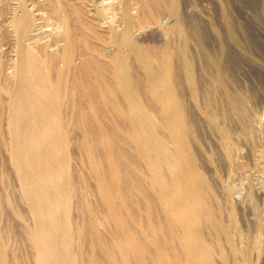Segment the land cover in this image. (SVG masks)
Returning a JSON list of instances; mask_svg holds the SVG:
<instances>
[{"label": "bare ground", "instance_id": "bare-ground-1", "mask_svg": "<svg viewBox=\"0 0 264 264\" xmlns=\"http://www.w3.org/2000/svg\"><path fill=\"white\" fill-rule=\"evenodd\" d=\"M138 1L143 5H141L143 10L139 18L140 23L152 19L158 11H171L174 13L179 11L177 0ZM66 13L71 18V23L73 22V27L71 25L72 29L70 30L72 39L70 38V42H68H72V46L70 45L72 48L78 47L86 57L83 63L79 61L82 64H79L80 66L78 65L79 67L76 70L67 71L65 82L63 81L64 83L60 84L66 97L65 102H63L70 113L69 115H71L69 123L67 122L68 124L65 126L66 129L64 127L66 122L64 121L65 124L63 125L64 122L60 121L62 107L60 109L59 97L57 99L55 97L60 90L54 96L53 93L57 91L55 90L56 84H53L55 87L51 85L53 82L50 83V86L54 87L56 92L54 90L52 92L48 87L47 90L41 88L38 78L40 76L36 71L37 69L40 70L43 64L40 63L39 65L42 64V66H38L39 61L36 63L35 55L31 51L24 52V60L22 65L20 64L22 67L19 66L21 67L20 81L22 83L19 82L22 85L16 83L21 85L20 91L12 98L10 102L11 117H7L9 119V125H7L11 133L10 137L12 136L13 144H15L14 146L11 145L13 146V154L9 151L13 155L11 169L15 173L13 175H16L19 187H21V189H18L22 192L20 193L22 198L18 201L23 199L22 201L26 203L27 206H25L29 209L33 228H29L28 222L26 223V219H23V215L19 213V208L13 206L9 202L11 200H8L9 197H6L7 193L4 188L7 187L5 184H8L6 181L9 180L6 176L9 173L6 175L4 167L2 168L0 163V184L4 187L3 192L6 193L4 194L7 198V204L5 205L9 207L7 208L10 209L9 211L14 220L22 223V227L28 225L23 229V235L30 246L29 248L34 253L35 260L33 261L35 262L33 264H213L218 258L213 254L212 257L214 256L213 258L216 257V259L215 261L212 260L209 251L211 249L207 248L211 242H205L207 246L205 245L201 237L204 234V232L201 234V229L205 231V227L203 228L205 225L202 228L201 225L204 216L210 222L213 220L211 219L212 212L210 215L205 203L206 198L211 197L214 200V197H212V194L207 193L209 188L206 189L203 178L198 173L199 169L197 170L195 165L194 161L196 160H193L188 149V135L190 137L192 128L183 114L181 99L178 98L177 87H175L177 84L174 83V79L171 77L174 72H172L173 65H171L170 55L160 57L157 55V57L152 52H144V54H141L142 58L138 59L137 62L138 68L142 70V76L132 78L131 74L135 71L134 69V72L130 73L128 71L124 55L121 56V53H119L120 55L114 54L115 56L110 57L111 59L108 58L107 61H104L100 58L101 56L98 55L99 53H97L98 51L94 46V42H98L99 37L93 27L82 19V15L75 8L69 7ZM222 18L228 24V19L226 17ZM21 22L22 20L20 24ZM178 30L180 34V28ZM70 31L67 32L70 33ZM67 36L70 37L69 34ZM185 49L187 48L183 47L178 52L180 53L178 61L180 64L177 65L178 68L175 70L177 74L179 73V77H182L191 98L194 99V81L192 73L185 62L187 59H184ZM163 52L161 54L165 53ZM83 54L82 57L80 56L81 58H85ZM155 54L157 53L155 52ZM222 54L223 48L221 46L217 51V57L210 59V56H207L208 61L213 68V72L216 73L214 75L217 78L216 84L218 83L223 88L226 99L232 102V107L240 112L237 118L242 119L241 128L245 134L244 130L248 132L250 129L247 127L249 128L247 131L246 126L248 124L244 121L248 112L247 105L245 100L240 99L239 96L235 94L231 96V93L229 94L227 90V81L221 79V71L223 70L220 71L219 64ZM56 57L45 55L44 63L46 62L45 64L50 70L57 66L54 63ZM53 64L56 66L54 67ZM128 66H130V63ZM134 66L136 67V63ZM204 69H206V66ZM47 71L44 73H47ZM54 74H56L54 78L57 76L56 79H58L59 75L57 74H59V71ZM44 76L42 77L44 78ZM50 77H48L49 80ZM177 80L179 79L177 78ZM52 81L55 82L56 80L52 79ZM36 83L41 86L39 88L46 91L41 92L40 89L38 91ZM63 85L65 88H63ZM2 87L4 86L0 85V95L3 92ZM4 88L6 89V87ZM141 96H144L150 102L158 112V117H153L148 113L149 111L147 112L140 98ZM232 97L238 100V106H236V100L234 99V101ZM209 101L208 106L212 107L214 103L212 104ZM2 102L0 101V124L3 119L1 109L2 106L5 107L4 102ZM6 103H8V100ZM6 105L9 107V104ZM7 107L6 110L9 109ZM217 110L216 113L219 111ZM64 112H67V110ZM204 114L207 113L204 112ZM233 114L238 115V113ZM22 120L26 124L25 127L19 123ZM190 124L192 125V123ZM20 126L23 128H20ZM64 129L67 130L66 133ZM74 131H76V135ZM219 131L222 135L225 134L224 128ZM6 138L10 140L9 135ZM71 138L76 141L77 153L75 154L78 155L77 159H79L82 169L86 171L92 187L84 182V180H87L81 174L84 171L80 172L82 176H74V178L69 176V159L66 147L71 145ZM2 139L3 137L0 138V148L3 145ZM6 142L4 141V143ZM4 145L7 146V144ZM75 146L73 145V147ZM9 147L7 146V148ZM228 147L229 145L226 142L225 148H223L228 150ZM3 148L6 147L4 146L1 149ZM74 151L72 150L73 153ZM79 161L77 162L79 163ZM7 164L11 166L10 161ZM7 171L9 172V170ZM0 188L2 187L0 186ZM89 194L92 197L94 196L92 202L89 200L91 195L88 198ZM206 195L208 197H205ZM13 202V204H16L14 200ZM74 205L80 209L81 214L76 223H71L73 225L72 229L70 213L75 207ZM1 216L0 214V264H25L23 260H20V256L17 257L15 253L14 255L11 253L12 242L15 241V244L20 243L17 241L20 237L13 239L16 236L14 237L13 231L9 230L11 228L4 229ZM230 222H232V219ZM215 223L219 224L217 221L213 224L215 225ZM218 224L215 225V229H218ZM219 231H222L221 228ZM257 241H259V238L255 242ZM259 242L252 246L254 247L252 251H256L255 254L260 249L261 244ZM239 249L242 250L240 247ZM72 250L73 252H71ZM217 253L219 254L218 251ZM221 257L223 256L221 255L219 258ZM224 260L223 263L225 264L226 261Z\"/></svg>", "mask_w": 264, "mask_h": 264}, {"label": "rangeland", "instance_id": "rangeland-1", "mask_svg": "<svg viewBox=\"0 0 264 264\" xmlns=\"http://www.w3.org/2000/svg\"><path fill=\"white\" fill-rule=\"evenodd\" d=\"M141 5V2L138 0H0V74L2 75H0V85L6 87V89L2 87L3 92L0 95V101H3V105L5 106H2L1 109V116L3 119L0 124V136L3 137L2 147L5 146L7 148V146H10L7 148L8 151H6V148H0V163L2 164V168L4 167L6 175L9 173V175L6 176L9 180L6 182H8L9 185L6 183L5 185H7V187L4 188L0 184L2 187L0 188V204L2 203L0 205V214L3 216H1V223L4 229L7 230L11 228L9 230L13 231L14 237L16 236L13 239L20 237L17 239L20 243L15 244V241L14 243L12 242L14 246L11 244V253L13 255L15 253V256L17 257L20 256V260H23L25 264H33V262H35L33 261L35 260L33 256L34 253L31 248H29L30 246L23 235V229L26 228L25 226L27 224L29 225V228L33 226V222L31 221L32 218L30 212H28L29 209L26 207V203L22 201L23 199L18 201L22 198V196L20 197V193H22L20 191L21 187L18 185L19 182L16 179V175H13L15 174L13 169H11L13 155H11L10 152L13 151V146L15 144H13L14 140L12 136L10 137L11 133L8 127V118L9 116L11 117L10 102L12 98L19 93L22 85V81H20V68L22 67L21 65L24 60V54L26 51H31L35 55L36 63L39 61L38 66H42L43 64V67H40V70L37 69L36 71V73L39 74L38 76L41 77L40 79V77L37 76L39 78V84H41L42 87L37 84V81L36 88L38 91L39 89L41 91L48 87L53 92L54 87L56 86L55 90L57 92L54 90L56 92L53 93L54 96L60 90L58 95L55 96L56 99L59 97L58 100H61V102L57 100L60 104V109L62 107L60 111V121L62 123L64 121L66 122V124L65 122L63 123V125L65 124L64 127L69 123L71 115H69L70 113L67 107H65L64 99H66V97L64 89L62 90L60 86L62 85L61 83L65 82V78H67V75L65 76L67 71L76 70V68L86 60V57L84 56L85 54H83L78 47L75 48L76 50L74 47L72 48V42L69 43L70 38L72 39V36H70V30L73 27V22L71 23L72 20L66 12L69 7H71L78 10L80 15H82V19L85 20L89 26L93 27L94 31H96L99 41L94 42V46L98 51L96 52L99 53L98 55L101 56L100 58L107 61L108 58L111 59L114 54L120 55L119 53H121V56L124 55L125 57L126 68L128 71L130 73L133 69L135 71L131 74L132 78L142 76V70L138 68L139 66L137 62L138 59L142 58L141 54H144V52L146 53L149 51L155 56L159 55V57L162 55H170L169 57L172 61L171 65H173L172 72H174L171 77H173L174 83L177 84L175 87L178 88H176L177 96L181 99V101L180 99L179 101L181 103L182 111L184 112L183 114L192 128L190 137L188 135V149L193 160H196L194 161L195 165L197 170L199 169L198 173L200 177L203 178L201 179L204 181L206 189L208 190L209 188V190L212 191H210V193L208 192L209 190H206L207 193L212 194L213 196H211L214 197L215 200L214 201L211 197L209 198L208 196L210 195L206 193L208 196L206 195L205 197H208V199L206 198L207 201L205 206L207 205V210H209L210 215L212 212L211 219L213 220L211 222L215 219L214 222H219V224L215 223V225L218 224L217 226H219L217 227L218 229H215L216 226L213 224L214 222L211 224L210 220L205 219L206 217L204 216L201 228L205 225L203 228L205 227L204 229L207 232L201 229V234L204 232L201 237L203 238L204 243L211 242L212 245L210 243L209 246H207L206 243L205 245L207 248L209 247L208 249H211L209 250L211 257L214 254V256L218 258L216 259V257H212V260L215 261L216 259L215 262L217 264H224V259H226L224 261L227 262H225V264H264V0H177V6L179 9V11H177L178 13L171 11H158L155 13V17L143 23H140L139 21L143 10ZM222 17L228 19V24L224 22ZM21 20L22 25L20 24ZM16 22H19V24ZM178 28L181 30L180 34ZM232 28L235 29L233 30ZM67 31H70V33ZM66 32L70 37L66 35ZM66 36L67 38H65ZM221 46L223 48V54L220 58L219 64L220 71L223 70L221 71V79L227 81V90L229 94L231 93V96L233 94L239 96L240 99L245 100L247 105L248 112L244 121L249 125L246 124V128L249 127L250 129L247 128V131L249 129L248 132L244 130L245 134L241 128L242 119L240 117L237 118L240 115V112L238 109L236 110L232 107V102L226 99L223 88L218 83L216 84L217 78L214 76L216 73L213 72V68L208 61L209 56L210 59L217 57V51ZM183 47L187 48L185 49L187 52L185 51L184 59H187L185 62L192 73L194 81V99L191 98L189 90H187L182 77H179V73L177 74L175 70L178 68L177 65L179 66L180 64L178 62L180 53L178 52H180V49ZM154 51L157 54H155ZM162 52L164 54H161ZM47 54L54 58L57 56L54 62L57 66L53 64L56 68L52 70L47 67V64H45L46 62L44 63L45 55ZM82 54L85 58H81ZM128 62L130 63V66H128ZM40 63L42 64L39 65ZM135 63L136 67L134 66ZM205 66L206 69H204ZM207 67L208 69L210 68L209 71ZM45 69L46 71L48 69L50 71L48 70L49 72L47 71V73H44L46 72ZM58 71L59 74L57 75L60 76H58V79L60 80L56 79L57 76L54 78V75H56L54 73ZM43 74L50 75L51 77H46V75L44 76ZM42 76L46 79L44 80ZM206 76H208L209 79H207L208 77ZM48 77H50V80ZM177 78L179 80H177ZM52 79L56 81L54 82ZM42 80H44V82H42ZM16 83L21 85H17ZM45 83L48 84L46 85ZM50 83H52V86H54L53 84L56 85L52 87L50 86ZM64 85L63 88H65ZM46 90H42L41 92ZM5 93L7 96L4 95ZM208 94H211L212 96ZM143 97L144 96H141L140 98L146 107L147 112L149 111L148 113L153 117H158V112L153 108L150 102ZM234 99L235 98H233V100ZM7 100L8 103H6ZM145 100L148 102L146 103ZM209 100L212 104L214 103L213 106L211 105L212 107L208 106ZM205 103L207 104L205 105ZM237 103H239L238 100L235 101L236 106H238ZM6 104H9V107H7ZM228 104L229 106H227ZM6 107L9 108L7 109L8 111L5 109ZM62 110H67V112L64 113L67 114L68 117ZM216 110L218 111L217 113ZM209 111L211 112L209 113ZM204 112L207 114L205 115ZM233 113H238V115H234ZM64 117L67 120H63L65 119ZM19 123L21 126L24 125V127L26 125L23 120ZM190 123H192V125ZM21 126L20 128H23ZM221 128L225 129L224 135L226 137L220 133L219 130ZM65 129L64 132L66 133L67 130ZM6 132H8L7 135ZM75 132L76 131H74V134L76 135L77 133ZM8 135L10 140L6 138ZM4 141L7 142L4 143ZM75 142V139L71 138L70 144L72 146L69 145L66 147L69 159V176L74 178V176L79 177L83 175V177H86L84 179H87L84 180V182L87 183L89 187H92L91 181H89L90 179L86 175V171L82 169L80 161L77 159L78 155L75 154L77 153ZM226 142L228 143V148L230 150L224 149ZM4 144H7V146ZM73 145L75 147H73ZM9 161L11 166L7 164ZM77 161H79V163ZM7 170H9V172ZM80 172H82V175ZM3 188L4 190L9 189L8 191L5 190L7 193L6 197H9L8 200H11L9 202L13 206H16L17 209L19 208L18 211L23 215L22 218L26 219V223L28 222L26 224L23 221V223L26 224L24 227H22V223L14 220L9 211L10 209H8L9 207L5 205L7 204V198H5L6 193L3 192ZM91 194H89L88 198ZM93 198L94 196L92 197L91 195L89 200L92 202ZM12 199L17 205L13 204L14 202ZM73 209L70 213V224L76 223L81 214L80 209H78L77 206L73 207ZM73 212L77 214L75 215ZM231 219L232 222H230ZM204 220L209 221V225L207 224V221L204 222ZM6 222L7 224H5ZM72 224L71 228L73 229ZM206 226L208 227L207 229ZM220 228L222 231H219ZM216 230L218 231L216 232ZM223 230L227 236L224 235ZM204 235H206L207 238L206 236L203 237ZM258 238L260 242H255ZM258 242L262 246L260 245V252L258 251L255 254L256 251H252L254 250V247L252 246ZM212 246H214V248H212ZM239 247L242 248V250L239 249ZM71 249H73V247H71ZM214 249L216 253L217 251L219 254L221 252L220 256L222 255L223 257L219 258V254H216ZM73 250L71 252H73ZM234 250L236 251L233 253ZM241 253L244 254L242 255ZM215 262H213V264H216Z\"/></svg>", "mask_w": 264, "mask_h": 264}]
</instances>
